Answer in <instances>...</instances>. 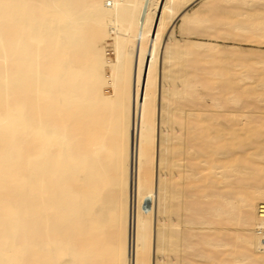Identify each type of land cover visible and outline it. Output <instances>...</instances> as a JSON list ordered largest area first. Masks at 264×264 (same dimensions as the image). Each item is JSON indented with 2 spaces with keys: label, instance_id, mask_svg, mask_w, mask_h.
Masks as SVG:
<instances>
[{
  "label": "bare ground",
  "instance_id": "1",
  "mask_svg": "<svg viewBox=\"0 0 264 264\" xmlns=\"http://www.w3.org/2000/svg\"><path fill=\"white\" fill-rule=\"evenodd\" d=\"M263 47L264 0H0V264H264Z\"/></svg>",
  "mask_w": 264,
  "mask_h": 264
},
{
  "label": "rangeland",
  "instance_id": "2",
  "mask_svg": "<svg viewBox=\"0 0 264 264\" xmlns=\"http://www.w3.org/2000/svg\"><path fill=\"white\" fill-rule=\"evenodd\" d=\"M200 6V3H197L195 6H194V9L198 8ZM178 30V29H177ZM177 36H179L178 34V31H177ZM222 45H225V46H228V45H232V46H235L237 47L238 49H243V50H246V49H256V48H259L258 46L256 45H251V44H246V43H240V42H236V43H229V42H224L222 41L221 42ZM264 49V47H263ZM111 56V54H110ZM241 245L240 244H237L236 245V248H240Z\"/></svg>",
  "mask_w": 264,
  "mask_h": 264
}]
</instances>
